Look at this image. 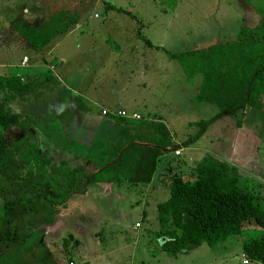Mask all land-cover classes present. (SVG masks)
Wrapping results in <instances>:
<instances>
[{
    "label": "trees",
    "instance_id": "trees-1",
    "mask_svg": "<svg viewBox=\"0 0 264 264\" xmlns=\"http://www.w3.org/2000/svg\"><path fill=\"white\" fill-rule=\"evenodd\" d=\"M241 1L258 14L251 25H240L232 38L169 53L186 77L200 74L198 101L217 108L214 115L201 120L199 131L181 140L182 145L196 139L218 116H230L238 123L263 112L264 0ZM69 15L60 10L38 26L18 23L16 27L34 49H39L76 19ZM54 82L48 68L27 79L16 73L0 74V264H22L28 258L40 264H58L37 235L45 224L54 221L57 205L71 192L81 190L86 182L149 181L162 147L172 145L170 133L160 121L151 122L152 134L146 139L126 133L108 146L100 140L107 141V137L97 135L89 140L71 128L66 129V134H57L56 126L51 128L54 142L48 147L40 146L47 142L29 141L28 117L11 110L8 103L26 95L38 99ZM10 129H18L21 134H11ZM245 178L235 165L209 153L194 163L190 178L173 172L166 197L155 204L161 248L177 252L202 242L212 244L229 233L239 232L246 221L264 229V207L244 183ZM61 241L65 264H90L71 257L69 252L78 245L71 233ZM242 250L248 259L264 264L263 237L245 240Z\"/></svg>",
    "mask_w": 264,
    "mask_h": 264
},
{
    "label": "rangeland",
    "instance_id": "rangeland-1",
    "mask_svg": "<svg viewBox=\"0 0 264 264\" xmlns=\"http://www.w3.org/2000/svg\"><path fill=\"white\" fill-rule=\"evenodd\" d=\"M44 1L53 8L59 5L64 8L69 0ZM44 1L0 0V53L12 57L16 51L25 49L23 45H15L12 31L6 25L12 22L18 30L16 24H27L31 6L46 12L49 5ZM108 3L112 5L107 6ZM77 5L84 9L86 18L91 19L95 13L99 16L92 19L94 22L105 20L98 34L110 39V43L114 39H126L128 34L129 41L134 40L137 21H142L141 33L143 30L148 32L147 37L163 47L154 51L155 65L159 61L161 70L146 71L143 77L139 74L146 80V86L134 91L143 92L144 96L134 97L144 99L145 106L139 108L140 112L150 110L156 116L160 115L163 121L168 120L173 143H181L182 139L199 131L201 120L214 115L217 108L209 102L198 101L196 93L200 74L185 77L178 61L169 53L232 38L240 25H251L250 22L258 17L241 0H79ZM123 5L133 15L117 13L115 7ZM82 26L84 28L81 29L87 31L89 24ZM45 60L54 61L51 56H46ZM54 63L60 62L56 60ZM119 98L121 95L112 102L113 106L120 104ZM51 128L47 126L45 129L52 131ZM48 145L40 144L42 147ZM178 147L181 148L178 155L172 150L162 151L157 163L167 164L168 169H177L183 172L184 177L190 178L194 163L205 151L218 154L228 164L237 166L238 172L246 177L244 183L253 189L259 205L264 207V109L262 114L246 122L238 120L236 123L230 116H218L191 143L179 144ZM164 181H167L166 176L161 177L160 191L156 194L158 200L167 195L168 181L167 185ZM97 185L99 183L89 182L85 195H71L67 198L68 203L57 205L59 211L57 209L55 214H59L55 223L44 226L40 234L37 233L41 245L48 249L58 264L67 262L61 241L67 233L78 239V245L69 252L71 257L88 260L90 264H242L244 239L264 238L262 227L246 221L239 232L229 233L212 244L202 242L190 249L170 252L160 245L162 236L158 233L154 199L142 201L138 190L128 189L125 184L113 187L111 191H103V187ZM68 243L71 244V239ZM250 263L248 259L245 264ZM22 264L40 263L28 258Z\"/></svg>",
    "mask_w": 264,
    "mask_h": 264
},
{
    "label": "crops",
    "instance_id": "crops-1",
    "mask_svg": "<svg viewBox=\"0 0 264 264\" xmlns=\"http://www.w3.org/2000/svg\"><path fill=\"white\" fill-rule=\"evenodd\" d=\"M33 1L31 0V2ZM78 2L79 0H69V5H65L64 8H61V5L53 8L45 2L49 5L46 12H41L35 6H31V15L27 24L24 25L38 26L50 14L60 11V9L67 11L70 14L69 16L76 18L67 25L64 31L51 37L39 49H34L29 41L14 28L12 22L6 25L12 31L11 36L15 41V45H23L25 49L16 51L12 57L4 52L0 53V68H3L0 74L16 73L21 78L27 79L38 74L39 70L48 68L56 79L51 89L44 91L38 99L26 95L24 98L11 99L8 103L11 110L23 113L28 117V128L31 131L29 141L53 143L52 131L45 128L56 126L58 129L57 134H63V132L66 134V129L71 128L76 135L89 137V140L97 135L107 137V141L100 140L104 143V146H108L110 142H114L117 137L122 138V135L126 133L133 134L137 139H146L152 134L151 122L160 121L168 129L170 142L172 143L171 146L162 147V151L172 150V153L175 154L173 152L175 148L181 150L178 147L180 142L173 143V134L167 123L168 120L163 121L160 115L156 116L150 110H147L146 113L140 112L139 108L145 106L143 104L144 99L139 97L135 99L134 97L144 96L143 92H135L134 89L145 88L146 80L142 79L145 72L153 70L158 72L161 70L158 65L159 61L155 65L154 51H160L163 47L152 42L147 37L148 32L143 30V33H141L142 21H137L138 30L137 34L133 36L134 40L129 41L128 34L126 39L129 42L126 39L118 38L119 41L114 39L110 43V39L100 37L98 34L105 20L94 22L92 19L99 16L95 13L92 14L91 19L86 18L84 9L77 5ZM125 6L123 5L121 10L116 8L115 10L121 15H125L124 13L127 16L133 15ZM84 23L89 24L87 31L81 29V27L84 28L82 26ZM145 38H147V41ZM208 44L210 43L207 42L202 46ZM22 56L26 57L24 61L21 60ZM46 56H51L54 61L57 60L60 63L55 64L54 61L45 60ZM118 95H121V99H117L120 104L113 106L112 102H115ZM117 108L134 111L140 114L141 117L118 116L112 113ZM101 109H106L108 112L103 114ZM9 132L11 134L20 133L18 129H10ZM25 135L22 134L23 137ZM133 142L138 143L140 141L133 140ZM206 153L212 154L218 159L226 160L210 151H205L204 154ZM159 155L156 159V168L152 172L149 181L128 182L123 180L119 183L115 181H96L91 182V184L99 183L103 187V191H111L113 187H121L125 184L126 187H129L128 189L136 188L142 201L154 199L156 203L159 201L156 194L160 191L161 177L166 176L168 181L169 176L178 171L177 169H168L169 165L167 164L164 166L160 165V162L158 164ZM179 172L184 175L183 172ZM167 181H164V184L167 185ZM88 183H84L81 190L71 192L62 204L68 203L69 199L67 198L71 195H85L88 192V188H86ZM99 185L97 186L99 187ZM57 209L59 211V207ZM58 214H55V217ZM55 217L51 224L55 223ZM44 226H49V224ZM250 261V264H258L256 261Z\"/></svg>",
    "mask_w": 264,
    "mask_h": 264
},
{
    "label": "built area",
    "instance_id": "built-area-1",
    "mask_svg": "<svg viewBox=\"0 0 264 264\" xmlns=\"http://www.w3.org/2000/svg\"><path fill=\"white\" fill-rule=\"evenodd\" d=\"M26 59V57L25 56H22V61H24ZM108 112V110H106V109H101V113H103V114H105V113H107ZM112 113H114V114H116V115H118V116H127V117H132V118H139V114L138 113H136V112H134V111H127V110H125V109H123V108H117L114 112H112ZM173 152L175 153V154H177V153H179V149L178 148H175L174 150H173ZM135 225H137V223H135ZM240 261H241V263L242 264H245V263H247L248 262V258L246 257V255L244 254V251H242L241 252V258H240Z\"/></svg>",
    "mask_w": 264,
    "mask_h": 264
}]
</instances>
